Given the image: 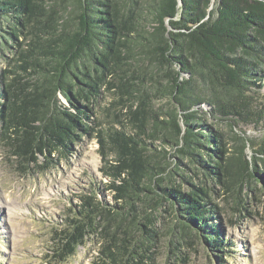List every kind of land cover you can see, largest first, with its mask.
I'll return each mask as SVG.
<instances>
[{
  "label": "trees",
  "instance_id": "1",
  "mask_svg": "<svg viewBox=\"0 0 264 264\" xmlns=\"http://www.w3.org/2000/svg\"><path fill=\"white\" fill-rule=\"evenodd\" d=\"M0 50V149L44 172L93 138L111 193L67 207L45 262L94 240L91 264H156L160 209L223 261L221 203L264 196V0H0Z\"/></svg>",
  "mask_w": 264,
  "mask_h": 264
},
{
  "label": "rangeland",
  "instance_id": "2",
  "mask_svg": "<svg viewBox=\"0 0 264 264\" xmlns=\"http://www.w3.org/2000/svg\"><path fill=\"white\" fill-rule=\"evenodd\" d=\"M147 29L153 30L152 26ZM1 53L0 50V57ZM261 91L264 93V87ZM110 100L107 95L95 110L103 122L110 120ZM242 128L247 137L261 138L259 128ZM97 149L95 139L84 138L75 154L44 172H20L15 160L0 149V264H48L44 253L49 234L52 227L62 224L67 207L92 186L100 187V196L111 200V193L103 188L107 178L99 170L101 158ZM245 153L251 159L252 151L247 148ZM263 168L264 161L258 160L257 169ZM260 187L258 178L245 179L242 199L246 211L236 217L231 216L232 210L226 203H221L223 236L230 246L219 262L199 234L189 227L173 225L172 216L160 209L157 225L161 240L154 248L156 264H264V196ZM169 240L173 241L170 246ZM174 247L176 254L171 252ZM95 253L94 240H88L60 264H91Z\"/></svg>",
  "mask_w": 264,
  "mask_h": 264
},
{
  "label": "water",
  "instance_id": "3",
  "mask_svg": "<svg viewBox=\"0 0 264 264\" xmlns=\"http://www.w3.org/2000/svg\"><path fill=\"white\" fill-rule=\"evenodd\" d=\"M179 4L181 3V0H178Z\"/></svg>",
  "mask_w": 264,
  "mask_h": 264
}]
</instances>
